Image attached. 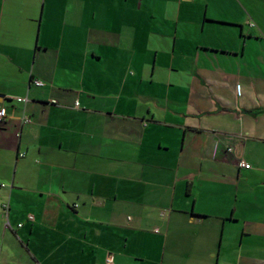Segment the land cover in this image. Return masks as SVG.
<instances>
[{"label":"crops","instance_id":"0c3cea01","mask_svg":"<svg viewBox=\"0 0 264 264\" xmlns=\"http://www.w3.org/2000/svg\"><path fill=\"white\" fill-rule=\"evenodd\" d=\"M0 106V264H264V0H0Z\"/></svg>","mask_w":264,"mask_h":264},{"label":"rangeland","instance_id":"374dc122","mask_svg":"<svg viewBox=\"0 0 264 264\" xmlns=\"http://www.w3.org/2000/svg\"><path fill=\"white\" fill-rule=\"evenodd\" d=\"M59 17L62 19L63 17L61 16V15H59ZM64 25H65V23H63ZM83 24V29H85V27H84V25H85V22H83L82 23ZM67 27V26H66ZM99 27H97V29H98ZM60 30H63L64 29V27H60L59 28ZM83 29H81V31L79 30V29H77L75 32H76V34L74 33V38H75V40H76V51H80V52H82L83 53V51H84V44H85V40H87V31L86 30H83ZM59 30V32L58 33H53V36L54 35H57L58 37H60V39L59 40H62V37H63V39H64V43H68L69 42V37L71 38L72 37V34H70V33H68L67 31L65 32V33H63L62 31H60ZM94 35V34H93ZM76 37H79V38H81V39H79V38H77L76 39ZM54 39V38H53ZM52 39V40H53ZM95 46H93V48H94ZM94 50V49H93ZM53 54V51L52 50H50V52H49V55H52ZM92 55V54H91ZM90 55V56H91ZM90 56H89V59H90ZM78 58L79 57H77V60H78ZM91 58H92V56H91ZM32 64H34V60H33V57H32ZM94 64V63H93ZM95 66H93V67H95L94 68V70L92 71L93 73H97V74H100L101 72H106V66H104V63H101V64H94ZM31 65H29V68H28V70H29V72H30V69H31ZM38 68L40 69V71H42V72H44V73H47L48 74V66H46V67H41L40 66V64H38ZM46 69V70H45ZM127 69H129V68H127ZM127 73H132V70L131 69H129L128 71H127ZM91 78L92 77H90L89 76V79L91 80ZM38 81H41V82H43L44 84H45V88L46 87H48V88H50L49 87V83H46L45 81H42V80H38ZM92 81V80H91ZM114 83H115V85H114V87H113V89H115V90H119L120 89V82H119V79H118V81L117 80H114ZM93 85V84H92ZM44 88V89H45ZM98 88V87H97ZM47 89V88H46ZM116 93H119V91H115ZM112 93H114V92H112ZM123 97H124V99L126 100V95L123 93ZM84 98V97H83ZM28 99V98H27ZM77 102V101H76ZM76 102H75V104H76ZM0 184H3V183H1V180H0ZM3 185H5V187H8L6 184H3ZM0 192H2V189H0ZM1 211V210H0ZM1 220V219H0ZM239 224H236L235 226H236V229H238L239 230V226H238ZM3 231V229L1 228L0 229V235H1V233H2V231ZM237 236V235H236ZM238 245H239V241H238V239H237V237H235V235L234 236H232V237H230V235L228 236V235H226V237H225V241H224V250H223V252H222V256H223V258L226 260L225 261V263L227 262V263H230L231 261L230 260H232L234 257L236 258V256H237V254H238ZM260 252V251H259ZM226 254H228V257H225L226 256ZM262 255H263V257L262 258H259V257H257L256 258V260L254 261V262H256V263H259V262H264V252H262ZM223 262H224V260H222ZM226 263V264H227Z\"/></svg>","mask_w":264,"mask_h":264},{"label":"built area","instance_id":"2783aa9c","mask_svg":"<svg viewBox=\"0 0 264 264\" xmlns=\"http://www.w3.org/2000/svg\"><path fill=\"white\" fill-rule=\"evenodd\" d=\"M33 85L35 87H38V88H43L45 87V84L41 81H38V80H34L33 81ZM18 102H22V103H27L28 99L27 98H17L16 99ZM53 103H55L53 101ZM76 107L79 106V103L76 102ZM7 116H8V112H7V109L3 106H0V124H3L6 119H7ZM32 122L31 118L27 115H23L22 117V125L26 126V125H30ZM229 151H232V149H229ZM20 157H24V154H21ZM238 166L242 169H251V165L248 164L247 162H245L244 160H240L238 162ZM5 185L3 184H0V188H4ZM0 210H2V212L4 213V216H5V227L6 228H11L10 226V223H9V219H8V215H9V211H10V204L9 202H0ZM34 220V217L33 216H28V221H33ZM18 227H23V223H20L18 225ZM159 231L156 230V233H158ZM0 251H1V246H0ZM113 262V259L110 257L107 259V263L108 264H111Z\"/></svg>","mask_w":264,"mask_h":264}]
</instances>
